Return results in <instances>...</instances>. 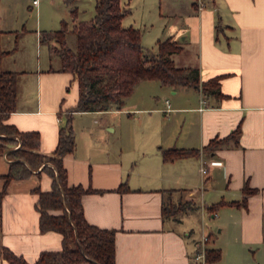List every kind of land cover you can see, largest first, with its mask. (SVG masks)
Returning <instances> with one entry per match:
<instances>
[{
	"label": "crops",
	"instance_id": "1",
	"mask_svg": "<svg viewBox=\"0 0 264 264\" xmlns=\"http://www.w3.org/2000/svg\"><path fill=\"white\" fill-rule=\"evenodd\" d=\"M3 1L0 70L17 72L18 92L17 110L7 122L22 131H39L40 151L52 154L67 109L79 99L78 82L72 73L59 70L61 58L50 48L57 43L46 39L45 30H36L40 50L34 56L33 48L28 50L34 39L26 36L19 14H13V27H3L9 9ZM11 1L14 10L18 3ZM202 1L200 8L198 0H160L165 28L155 34L154 43L157 47L158 40L171 38L182 44L183 50L171 55L175 64L198 68L201 81L220 76V93L204 96L193 86L142 80L122 108L71 113L76 148L63 158L69 184L98 190L84 195L85 216L116 230L117 264H203L197 258L203 235L208 236L206 249L222 251L220 260L205 264H264V0ZM124 26L141 29L133 21ZM191 51L194 58L187 56ZM147 81L160 84L148 96H136ZM155 96H163L162 105L153 107ZM126 112L124 118L143 125L142 130L124 127L121 115ZM238 127L235 137L214 149L204 148ZM20 146L19 140L14 148ZM170 147L200 148L201 153L166 161L163 151ZM11 161L0 154V190ZM40 170L8 183L0 213V247L29 262L45 249L62 247L60 232L40 230L33 189L52 187V177ZM123 183L128 189L119 190ZM247 187L257 190L246 195ZM245 197L241 205L209 209L220 200L242 202ZM172 201H194L198 208L164 217L163 206ZM198 213L208 215L210 225L217 224L215 238L205 225L199 227ZM0 264L11 263L0 253Z\"/></svg>",
	"mask_w": 264,
	"mask_h": 264
},
{
	"label": "trees",
	"instance_id": "2",
	"mask_svg": "<svg viewBox=\"0 0 264 264\" xmlns=\"http://www.w3.org/2000/svg\"><path fill=\"white\" fill-rule=\"evenodd\" d=\"M130 12L131 8L122 0H96L93 17L74 22L72 27L64 19L60 28L44 31L46 39L52 38L57 43L50 48L61 58L59 70L72 73L79 88V99L67 109L66 120L59 130V141L52 154L40 151L39 131H22L7 122L9 114L17 110V72L0 70V154L6 153L12 159L9 171L4 175L6 183L0 190V213L8 183L13 179L29 178L41 168L40 172L44 170L52 177V187L49 190L33 189L38 194L36 208L40 213V230L58 231L63 236L60 249H45L34 262L8 247H0V253L11 264H117L116 230L93 224L85 216L83 197L98 190L69 184L63 158L76 148V136L71 125L73 111L122 108L125 98L142 80H158L166 86H193L201 88L205 95L220 93V76L201 81L198 68L175 64L171 55L184 48L178 41L171 38L158 40L156 51L146 49L141 29L122 23ZM71 14L75 20L77 6L72 8ZM71 31L76 34V49L68 44L67 37ZM239 132L240 127L226 138L212 139L204 148L214 149ZM19 140L21 146L14 148ZM200 153V148L170 147L163 151V158L170 161ZM125 185L121 184L119 190L128 189ZM256 190L247 187L245 193L248 195ZM243 203H246V197L242 202L220 200L209 209L214 211L222 205ZM187 204L182 201L165 204L163 216L177 217L185 209L198 208L194 201ZM221 255L220 249H206L209 263L217 262Z\"/></svg>",
	"mask_w": 264,
	"mask_h": 264
},
{
	"label": "rangeland",
	"instance_id": "3",
	"mask_svg": "<svg viewBox=\"0 0 264 264\" xmlns=\"http://www.w3.org/2000/svg\"><path fill=\"white\" fill-rule=\"evenodd\" d=\"M16 9H11L12 1L11 0H4L3 4L5 8H9L8 10H5L4 14L6 15V18L8 22H5L3 24V27H13L12 23L14 22L13 16L19 14L20 17H22L25 21V29L26 36L29 38H33L34 40L31 42H28V46L33 45V47H29L28 50L33 48L34 56L38 54V50L40 47L37 46V43L35 41L34 36H36L37 32L36 30H54L61 27L62 20H67L70 24V26H73L74 22H77L81 19H89L93 17L96 13V0H40L39 7L34 6L33 0H16ZM122 3L125 6H129L132 10V14H129L127 17H125V20L123 22V25H128V23L137 22L139 23V27H141V31L144 34V45L146 46V49H151L153 51H156L155 46V34H162L163 29L165 26H163L164 19H160L159 17V11H160V0H122ZM74 6L78 7V17L73 20V16L71 14V10ZM14 14V15H13ZM37 18L41 19V24H37ZM143 19V22L141 20ZM21 30V29H20ZM68 44L76 49L77 40H76V34L74 32H70L67 37ZM45 46V44L43 43ZM185 54V53H183ZM183 56V55H182ZM190 58H194L195 54L194 51L189 52L187 55ZM176 61H179L178 58H175ZM148 82V81H147ZM160 84L158 81H149L148 83H141V87L139 88V91H137L135 94L136 96H141V94L148 96L149 93L155 91L156 87L154 84ZM201 89V88H200ZM202 90V89H201ZM204 96H207L204 94ZM161 98H158L157 96L153 97V107H158L162 105V99L163 96H160ZM135 115L133 113L131 116ZM122 118L124 116H128V112L125 113V115H121ZM66 120V115L65 118ZM124 121V127L128 129L129 126H134V129L140 131L143 128V125H140L135 120L129 121L127 118ZM129 122L130 125L127 123ZM133 129V128H132ZM209 216L203 217L201 213H198V225L200 228L205 225L207 228V232L211 233L212 238H215L217 234L218 227L217 224L214 223L210 225L208 223ZM217 222L216 220H214ZM212 227L210 229V227Z\"/></svg>",
	"mask_w": 264,
	"mask_h": 264
},
{
	"label": "built area",
	"instance_id": "4",
	"mask_svg": "<svg viewBox=\"0 0 264 264\" xmlns=\"http://www.w3.org/2000/svg\"><path fill=\"white\" fill-rule=\"evenodd\" d=\"M39 0H33V3L34 4H37ZM198 3H199V6L200 8L203 6V1L202 0H198ZM167 102V108L166 110L169 111L171 110V103H170V100L167 99L166 100ZM204 169V168H203ZM205 170V169H204ZM207 240H208V236L206 235H203L202 237V240H201V245H200V251L197 255V258L200 259V261L205 264L206 263V243H207Z\"/></svg>",
	"mask_w": 264,
	"mask_h": 264
}]
</instances>
